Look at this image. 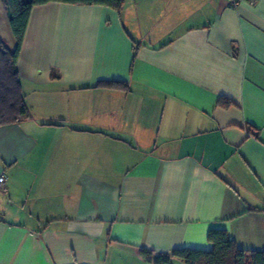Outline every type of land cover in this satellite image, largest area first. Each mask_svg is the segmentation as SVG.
Wrapping results in <instances>:
<instances>
[{
  "label": "crops",
  "instance_id": "obj_1",
  "mask_svg": "<svg viewBox=\"0 0 264 264\" xmlns=\"http://www.w3.org/2000/svg\"><path fill=\"white\" fill-rule=\"evenodd\" d=\"M16 69L0 264H149L210 230L264 252V0L36 6Z\"/></svg>",
  "mask_w": 264,
  "mask_h": 264
},
{
  "label": "trees",
  "instance_id": "obj_2",
  "mask_svg": "<svg viewBox=\"0 0 264 264\" xmlns=\"http://www.w3.org/2000/svg\"><path fill=\"white\" fill-rule=\"evenodd\" d=\"M1 2L15 42L14 49L10 51L0 40V127H4L17 124L28 116L16 64L32 8L48 3H62L102 6L120 11L124 0H1ZM99 85L125 88L122 84L116 83ZM218 104L223 108L230 107L228 101H219ZM207 240L212 247L210 251L181 249L174 250L167 256L153 257L152 253L142 250L140 256L149 264H171L172 260H179L184 264H264V252H245L237 249L223 230H210Z\"/></svg>",
  "mask_w": 264,
  "mask_h": 264
},
{
  "label": "rangeland",
  "instance_id": "obj_3",
  "mask_svg": "<svg viewBox=\"0 0 264 264\" xmlns=\"http://www.w3.org/2000/svg\"><path fill=\"white\" fill-rule=\"evenodd\" d=\"M9 37L11 39V31L7 23V14L0 0V38L7 42Z\"/></svg>",
  "mask_w": 264,
  "mask_h": 264
},
{
  "label": "built area",
  "instance_id": "obj_4",
  "mask_svg": "<svg viewBox=\"0 0 264 264\" xmlns=\"http://www.w3.org/2000/svg\"><path fill=\"white\" fill-rule=\"evenodd\" d=\"M226 2L232 5L235 4V0H226ZM4 190H5V177L3 174H0V192H4Z\"/></svg>",
  "mask_w": 264,
  "mask_h": 264
}]
</instances>
